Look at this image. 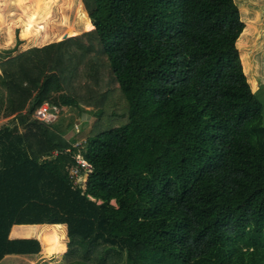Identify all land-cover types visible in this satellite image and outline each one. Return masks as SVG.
<instances>
[{"label":"trees","instance_id":"obj_1","mask_svg":"<svg viewBox=\"0 0 264 264\" xmlns=\"http://www.w3.org/2000/svg\"><path fill=\"white\" fill-rule=\"evenodd\" d=\"M82 1L94 42L0 64L23 130L0 129L6 254H62L65 225V264H264V107L236 1ZM103 68L104 88L79 89ZM44 103L102 113L76 146L33 117ZM77 157L93 166L84 184L70 178ZM37 225L53 226L10 239Z\"/></svg>","mask_w":264,"mask_h":264},{"label":"rangeland","instance_id":"obj_2","mask_svg":"<svg viewBox=\"0 0 264 264\" xmlns=\"http://www.w3.org/2000/svg\"><path fill=\"white\" fill-rule=\"evenodd\" d=\"M235 1L242 13L246 30V33L239 38L241 40L240 45L237 43L243 69L253 92L264 107V0ZM13 12L14 16L11 15ZM8 17H11V19ZM90 23L82 0H0V44L4 43V36L7 35L5 31H7L8 26L10 31H12L11 29L14 31L18 26L23 29V33L18 31V35L23 34V39L29 44L27 48H44L61 42L64 37L67 38L66 40H70L77 36L92 34L94 30L90 29L92 25ZM91 37L85 35L81 42L85 44L94 42L95 40ZM8 42H11L10 38ZM15 55L16 51H13L10 55L6 56L5 54L4 58L14 57ZM107 73V69H101L100 78H95V80L93 75L86 74L87 80L83 84L81 83L82 86L78 85L79 89L81 87V89L90 90L96 84L104 88L101 81L105 79ZM0 85L3 86L1 78ZM1 96L3 94L0 90ZM0 109L3 110L0 114V120L5 119L11 113L7 100L3 101ZM101 113V108L96 109L82 105L68 108L61 107V111L52 113V120L49 124L56 132H60L64 138L73 139V144L80 146L89 138L92 124ZM10 123L11 120L0 121L2 127ZM84 179L86 180V176ZM84 179L82 184L85 182ZM17 229L26 232L27 236H32L36 227L18 226ZM67 244L66 234L64 253L48 256L45 260H38L37 256L7 255L5 241L0 239V264H65L63 256L67 252Z\"/></svg>","mask_w":264,"mask_h":264},{"label":"crops","instance_id":"obj_3","mask_svg":"<svg viewBox=\"0 0 264 264\" xmlns=\"http://www.w3.org/2000/svg\"><path fill=\"white\" fill-rule=\"evenodd\" d=\"M23 6H25V5H23ZM15 13H17V11H15ZM11 15L14 16V12ZM28 16H30V15H28ZM8 18L11 19V17H8ZM16 29H17V31H16ZM16 29H14V31H13V29H11L12 31H10L9 26H8L7 31H5V32H7V35L4 36L5 37L4 43L0 44V64L5 63L7 61H10V60L18 57L19 55L24 54L25 52H27L29 50L43 49V48H38V47L27 48L29 44H27L26 41L23 39V36H22L23 34L18 35V31L23 33V29L20 26H18V28H16ZM9 38H10L11 42H8ZM13 51H16V55L14 57L4 58L5 54H6V56L10 55ZM0 78L3 81V86L0 85V90L2 91V94H3V96L0 97V107H1V104H3V101L7 100L9 102V105L11 108V113L5 119L0 120L1 122L5 121V120H11V123L8 125H3V127H2V125H0V129L1 130L9 129L12 134L20 135L23 133V130L20 128V125L18 124V121L16 119V113L13 109V104H12V101H11V98L9 95V91H8V88H7V85H6V82H5V79L2 75L1 70H0ZM2 111L3 110L0 109V114ZM43 226H53V225H37L35 227L39 228V227H43ZM61 226H63L66 229V234H67V227L65 225H61ZM17 228H18V226H14L12 228L11 233H10V239H12V240H15V239H37V240H39V238L37 237V230H35L33 232L34 234L32 236H27L25 234L26 232L21 231V229H17ZM37 257H38V260H45L48 258V256L44 254L43 250L41 251V254Z\"/></svg>","mask_w":264,"mask_h":264},{"label":"built area","instance_id":"obj_4","mask_svg":"<svg viewBox=\"0 0 264 264\" xmlns=\"http://www.w3.org/2000/svg\"><path fill=\"white\" fill-rule=\"evenodd\" d=\"M33 117L39 121L50 122L52 120V112H50V106L47 103L42 104L35 110ZM75 160L76 163L70 171V178L74 181L75 184H82V174L91 172L93 170V166L81 157H77Z\"/></svg>","mask_w":264,"mask_h":264},{"label":"water","instance_id":"obj_5","mask_svg":"<svg viewBox=\"0 0 264 264\" xmlns=\"http://www.w3.org/2000/svg\"><path fill=\"white\" fill-rule=\"evenodd\" d=\"M90 21H91V24L93 25L94 22L92 20H90ZM66 39L67 38L64 37L62 41H65Z\"/></svg>","mask_w":264,"mask_h":264}]
</instances>
